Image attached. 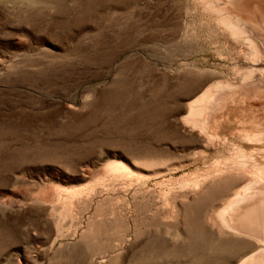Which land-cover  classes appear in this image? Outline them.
I'll return each mask as SVG.
<instances>
[{"label": "rangeland", "instance_id": "374dc122", "mask_svg": "<svg viewBox=\"0 0 264 264\" xmlns=\"http://www.w3.org/2000/svg\"><path fill=\"white\" fill-rule=\"evenodd\" d=\"M215 14L191 0H0V264H241L256 251L215 215L241 171L219 190L180 187L223 166L232 137L251 139L264 90V52ZM220 82L210 137L191 120Z\"/></svg>", "mask_w": 264, "mask_h": 264}, {"label": "bare ground", "instance_id": "6f19581e", "mask_svg": "<svg viewBox=\"0 0 264 264\" xmlns=\"http://www.w3.org/2000/svg\"><path fill=\"white\" fill-rule=\"evenodd\" d=\"M191 1L195 4L202 5L204 10L208 11L210 14H212L213 11L217 12V14H215L217 15L216 17H213V15L211 16L218 23L223 25L225 31L229 32L232 37L241 43L246 45V41L250 36L249 39L254 42L255 49L258 52V54L254 53L253 56L262 55L264 46L257 38L253 37L249 28L252 27L254 33L264 34V25H262L261 20L258 19L260 15L264 20V0ZM223 6L226 8L224 9ZM238 17L250 23H258V25L247 27V32H245L239 21H236ZM248 54L249 51H246L247 56H249ZM254 76L255 72L245 78L244 82L250 81ZM226 85L227 83L220 82L210 87L208 91L201 96L198 113L191 120L198 125L207 136L209 134V136L212 137V134L206 129V119L204 120L206 113L209 112L207 104L214 98L218 100V91ZM250 104L253 111L249 113L247 121H250L251 124L256 126V129L253 130L251 134V139L247 140L241 135L232 137L230 142L234 150L230 153L231 157L225 160L226 162L223 166L217 167L189 180H184L180 187L183 190H194L196 192L194 193L195 195L199 194L201 191L204 193L207 191L209 192V190H219L223 181L228 180L229 172H232L234 169L241 171V176L243 177L245 185L238 186L235 193L227 199L220 209L216 210L215 215L220 225L226 229L225 231L234 234V237L239 236L238 238L241 237L243 240L245 239L244 241H247V243L249 241V245L253 247V249L256 248V251L241 264H264V140L256 139L258 137L264 138V90L259 91L255 100L250 102ZM238 165H240V167Z\"/></svg>", "mask_w": 264, "mask_h": 264}]
</instances>
